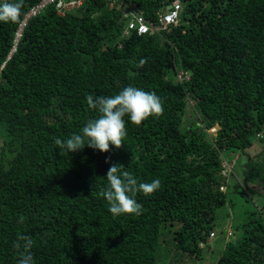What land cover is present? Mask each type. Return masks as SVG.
<instances>
[{"label":"trees","instance_id":"1","mask_svg":"<svg viewBox=\"0 0 264 264\" xmlns=\"http://www.w3.org/2000/svg\"><path fill=\"white\" fill-rule=\"evenodd\" d=\"M174 1L132 0L153 22ZM179 1L178 25L161 35H125L107 0H85L65 16L49 6L29 19L12 54L40 0H24L16 22H0V264H16L18 234L34 241V264H167L175 251L202 264L230 203L220 155L264 138V0ZM179 72L189 80L178 82ZM127 86L155 92L163 113L139 125L125 116L119 149L61 154L54 139L98 116L86 96ZM259 157L249 158L235 194L264 183V151ZM113 163L139 182L160 179L159 190L136 195L142 214L108 211L100 192ZM261 199L240 235L224 237L215 264H264V191Z\"/></svg>","mask_w":264,"mask_h":264},{"label":"clouds","instance_id":"2","mask_svg":"<svg viewBox=\"0 0 264 264\" xmlns=\"http://www.w3.org/2000/svg\"><path fill=\"white\" fill-rule=\"evenodd\" d=\"M41 1L42 0H40L35 7H37ZM23 5L24 0H3V2H0V22H16L21 15ZM49 6L54 8V6L51 5L45 8ZM23 31L20 37H16L11 54L16 50L17 43ZM146 62L145 59H142L140 65L142 66ZM86 101L88 107L95 110L98 116L87 120L80 130V133H73L66 139H54V144L58 147L61 154L65 152L68 154L76 153L85 147L99 150L100 152H108L110 150V145L119 149L124 144L123 140L127 135L126 122L124 120L125 116L129 117L131 123L139 125L145 119L163 113V103L155 92H147L133 86L124 87L117 94L112 96H93L89 94L86 96ZM85 141H87V143H85ZM105 162L109 163L110 161L106 160ZM124 168L125 166L119 163L111 164L105 177L107 184L101 189L100 194L108 202V211L113 216L123 214L140 215L142 214V205L135 199L136 195L141 192L146 196L151 195L161 188V181L157 178L150 183L139 182L128 171L124 170ZM233 172L234 170H232L228 178L220 176L224 180L229 181ZM224 188L225 185H222L220 188L221 191L224 192ZM23 221L24 217L21 216L17 222L23 223ZM211 233H214L213 237H211ZM232 236L233 230L227 227L225 242ZM216 238V230L211 231L207 239L208 244L212 240L215 241ZM33 246L34 241L31 237L22 234L17 235L16 241L13 242V247L17 252L16 264H34V257L31 251Z\"/></svg>","mask_w":264,"mask_h":264},{"label":"rangeland","instance_id":"3","mask_svg":"<svg viewBox=\"0 0 264 264\" xmlns=\"http://www.w3.org/2000/svg\"><path fill=\"white\" fill-rule=\"evenodd\" d=\"M189 104L192 105L190 102ZM190 109H192V106H189L185 110L186 127L193 128L195 125L196 126L199 125V120L198 119L193 120V118L191 117ZM188 121L193 122L192 125L190 124L191 122L187 123ZM209 133L210 135L212 134L211 132ZM263 151H264V138L263 140L255 138L253 149L251 148L243 154L242 153L233 154V157L229 159L230 161H232L233 159L236 160L235 161L236 163L234 165L233 175L228 182L229 187L228 185H225V188L223 189L225 191L228 190L227 195L230 203L225 208L218 211V221L216 224L217 238L215 241L213 240L210 241L209 246L206 248V251L203 256L204 259L201 261L202 264H215V262L218 260L223 249V239L226 236L227 227H230L234 232H236L235 236H239L241 232L238 230L242 226V224L246 221L249 213L255 212L257 211L258 207H261V202H262L261 194L264 191V183L259 184L258 182H256L252 185H250L249 183L248 184L249 187H246V190L248 191L247 197H242L239 194L238 195L235 194L234 187L238 184L244 187V183H243L244 172L249 171V169L246 166L250 162L249 158L252 160L260 161L261 157H259V154H261ZM262 160L264 166V157ZM249 189H251L253 193H251ZM219 244L221 245L218 246ZM201 246L203 247L202 244ZM167 264H193V263L189 257H187L186 255L184 256L179 252L175 251L170 261H168Z\"/></svg>","mask_w":264,"mask_h":264},{"label":"built area","instance_id":"4","mask_svg":"<svg viewBox=\"0 0 264 264\" xmlns=\"http://www.w3.org/2000/svg\"><path fill=\"white\" fill-rule=\"evenodd\" d=\"M85 0H42L41 3L30 10L26 15L25 19L21 22L17 36L20 37L21 32L27 26L28 21L31 17L39 13L41 10L45 9L46 6H54L57 15L65 16L68 12L79 8ZM110 5L119 8L121 14V21L126 22L125 35H128L130 31L135 30L138 35H161L162 33H168L172 27L178 25L180 12L182 10L181 3L176 1L172 4L169 10L161 12L158 14L157 20L155 22L150 21L144 15V13L138 8V6L132 2V0H107ZM177 80L183 83L189 80V76L184 72H179L177 74ZM221 176L223 178H228L232 173L234 162L226 160L223 156ZM214 233H211V237Z\"/></svg>","mask_w":264,"mask_h":264},{"label":"bare ground","instance_id":"5","mask_svg":"<svg viewBox=\"0 0 264 264\" xmlns=\"http://www.w3.org/2000/svg\"><path fill=\"white\" fill-rule=\"evenodd\" d=\"M221 156H223L226 160H228V161H230L225 155H224V153L222 152L221 153V155H220V158H221ZM221 160H222V158H221ZM236 160L235 159H233L232 161H230V162H234V165H235V162ZM234 165H233V169L232 170H234ZM223 168V167H222Z\"/></svg>","mask_w":264,"mask_h":264}]
</instances>
